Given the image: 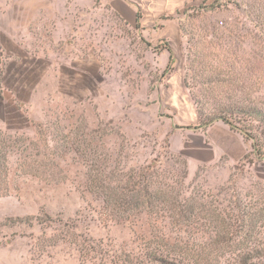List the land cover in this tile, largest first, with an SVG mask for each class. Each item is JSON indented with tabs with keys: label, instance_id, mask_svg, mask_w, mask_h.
Instances as JSON below:
<instances>
[{
	"label": "rangeland",
	"instance_id": "374dc122",
	"mask_svg": "<svg viewBox=\"0 0 264 264\" xmlns=\"http://www.w3.org/2000/svg\"><path fill=\"white\" fill-rule=\"evenodd\" d=\"M62 17L61 40L52 31L44 39L49 50L44 72L32 78L28 95L20 90L28 80L17 79L24 100H17L18 110L6 107L2 113L11 128L0 127V151L8 153L0 172H10L12 192L0 198V264H124L126 258L138 259L157 233L155 222L162 227L166 220L147 214L123 221L109 217L102 197L89 188V173L102 163L117 173L160 167L172 179L165 180L175 186L183 182L194 201H213L229 215L241 199L248 215H259L264 157L251 147L234 166L221 160L198 163L193 170L194 153L183 147L186 126L194 125L180 104L188 98L193 102L198 125L199 106L211 114L218 104H228L214 95L234 90L208 82L212 72L233 75V81L240 71L253 75L254 52L261 48L264 53V0H226L209 10L188 11L181 21L185 45L176 47L169 69L163 54L167 44L146 40L115 13ZM243 61L247 67H241ZM175 72H182L183 80L172 94L169 76ZM253 97L264 99V84ZM232 118L237 127L245 125L240 117ZM248 123L255 125L252 134L264 153V126ZM184 170L186 179L180 178ZM6 185L0 181L1 188ZM209 232L205 242H210ZM231 248L223 246L222 263Z\"/></svg>",
	"mask_w": 264,
	"mask_h": 264
},
{
	"label": "trees",
	"instance_id": "16d2710c",
	"mask_svg": "<svg viewBox=\"0 0 264 264\" xmlns=\"http://www.w3.org/2000/svg\"><path fill=\"white\" fill-rule=\"evenodd\" d=\"M261 15L258 16L259 21H262ZM253 58L251 68L254 73L251 77L246 75L247 70L240 71L235 81L231 78L233 75L222 76L221 72H212L207 77L208 82L230 85L234 90H221L219 95H214L216 99L221 96L228 104H218L211 114L197 106L198 111L200 108V123L196 128L205 129L216 122H224L239 131L246 140H251L253 151L262 158L263 148L252 134V126L255 125L246 124L254 120L264 126V99L253 97L261 92L264 84V53L261 48L254 52ZM173 62L172 54L167 69ZM241 63L242 68L247 67L244 61ZM247 81L250 86H246ZM232 117H240L239 121L245 125L237 127ZM6 154L0 151V167L5 165ZM183 163L186 169L187 163ZM165 173L155 166L129 168L117 173L111 169L108 171V165L102 163L88 175L89 188L102 197L104 210L112 219L131 220L147 214L166 220L162 227H159L162 222H155L153 234L154 228L157 233L141 256L138 259L126 258L124 264H224L221 262L224 257L222 250L228 244L232 246V252L226 264L227 261L229 264H264V208L260 209L259 215L251 217L246 213L243 201L236 199L233 212L228 215L223 208L214 206L213 201H194L187 195L183 182L175 186L165 180H172L166 178ZM187 175L184 170L180 178L186 179ZM0 181L8 184L0 187V198L11 195L10 172H0ZM170 228L175 230V236ZM208 231L211 232L210 242H205L203 237ZM210 246L211 250L207 249Z\"/></svg>",
	"mask_w": 264,
	"mask_h": 264
},
{
	"label": "crops",
	"instance_id": "0c3cea01",
	"mask_svg": "<svg viewBox=\"0 0 264 264\" xmlns=\"http://www.w3.org/2000/svg\"><path fill=\"white\" fill-rule=\"evenodd\" d=\"M220 1L226 0H0V127L11 128L2 113L6 107L18 110L17 100H24L15 81L25 76L28 81L20 90L28 95L34 85L32 78L44 72L43 64L49 61L44 39L49 40L52 31L55 40H61V25L65 23L62 16L115 13L125 26L146 40L167 44L163 54L169 62L172 54L174 61L177 58L176 47L185 45L181 21L187 12L195 8L209 10ZM169 80L174 94L183 80L182 72L171 74ZM177 103L173 104L175 108ZM180 105L194 125L186 126L188 140L183 147L194 153L190 159L193 170L198 163L221 160L234 166L249 154L252 146L239 131L221 121L205 129L196 128L198 117L193 102L188 98Z\"/></svg>",
	"mask_w": 264,
	"mask_h": 264
},
{
	"label": "built area",
	"instance_id": "2783aa9c",
	"mask_svg": "<svg viewBox=\"0 0 264 264\" xmlns=\"http://www.w3.org/2000/svg\"><path fill=\"white\" fill-rule=\"evenodd\" d=\"M220 24L223 25V22H221Z\"/></svg>",
	"mask_w": 264,
	"mask_h": 264
}]
</instances>
